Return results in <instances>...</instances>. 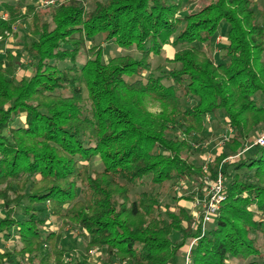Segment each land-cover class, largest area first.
<instances>
[{"label": "trees", "instance_id": "trees-1", "mask_svg": "<svg viewBox=\"0 0 264 264\" xmlns=\"http://www.w3.org/2000/svg\"><path fill=\"white\" fill-rule=\"evenodd\" d=\"M193 1L95 0L87 8L84 0H55L47 13L30 4L24 10L1 5L7 18L0 14V40L18 22L25 24L33 41L23 51L33 73L14 83L7 72L12 55L8 65L0 59V199L7 208L0 235L14 233L20 245L0 248V264H20L28 256L37 264H66L59 232L67 226L86 231L88 248L102 250L109 261L176 264L188 240L199 237L200 225L187 231L192 218L186 209L163 210V187L175 179H214L219 171L229 178L225 200L191 249L189 264L261 259L254 237L264 243V147L234 164L237 171L247 170L242 178L230 174L223 154L206 171L196 166L187 157V139L202 136L206 117L218 112L228 121L232 154L264 128V105L258 103H264V24L254 0H210L182 15ZM222 21L229 29L217 63L192 45L210 46ZM96 37L134 47L139 57L104 62L101 46L88 47ZM181 45L187 48L165 59L178 67L155 76L162 69H152V58ZM82 54L85 62L79 64ZM65 63L70 65L60 68ZM179 93L196 103L181 108ZM148 100L158 104V113L149 111ZM20 117L23 125L11 126ZM94 158L102 171L90 169ZM28 179V193L21 194ZM142 187L149 190L132 199L131 188ZM10 192L18 194L9 200ZM24 200L13 218L12 205ZM41 204L61 221L59 232L42 231L43 210L36 208ZM174 233L178 241L171 239ZM45 244L48 254L42 253Z\"/></svg>", "mask_w": 264, "mask_h": 264}, {"label": "rangeland", "instance_id": "rangeland-1", "mask_svg": "<svg viewBox=\"0 0 264 264\" xmlns=\"http://www.w3.org/2000/svg\"><path fill=\"white\" fill-rule=\"evenodd\" d=\"M45 1H51L48 5ZM95 0H84V4L87 8H91V5ZM102 2H107L108 0H99ZM168 1V0H167ZM255 6L258 13V20L260 23L264 24V0H254ZM10 4L12 6L19 5L20 10H24L26 5H35L42 7V11L48 12V8L54 6L55 0H0V14L3 15V18H7V15H4L2 4ZM210 3V0H194L190 5H186L183 8L182 15L193 14L200 11L203 7L207 6ZM262 13V14H261ZM229 26L227 23L222 21L219 26L215 36L211 40L210 46H202L201 44L195 43L192 46L198 50L204 51L208 55H213L215 62L221 60V55L224 53V47L227 44V32ZM12 34H7L6 38L0 40V59L4 62L5 65H8L6 62L7 54L12 55V61L7 69L9 77L17 83L23 78H29L32 75L31 63L28 56L24 53V46H29L33 41V38L29 36L27 26L23 23L18 22L12 27ZM92 45H98L103 48L104 56L103 61L108 62L110 59L121 56H131L132 58H138L139 54L134 47L129 49L118 48L112 44H107L104 42L102 37H96L93 41H88V47ZM187 48V45H181L177 47L167 46L163 49L162 53L158 57H154L151 60L152 69L157 67L162 69V72H155V76L163 75L167 71L178 67V65L170 64L165 61L166 58L172 59L175 53L179 50ZM85 62L84 55H81V58L78 59V63L82 64ZM70 64L65 63L60 66V68L68 67ZM165 84H168L166 81ZM180 107L186 108L191 107L196 103V100H192L189 97H184L180 94ZM259 105L263 106L264 103L259 101ZM147 106L150 112L158 113L160 111L157 103L147 101ZM24 118H15L11 123V126L18 127L23 125ZM205 128L206 132L202 136L198 137H188V142L191 147V152L187 157L196 165L202 168L207 167L208 163L211 160L216 159L217 156L221 154L226 155V158L232 157V160L225 161L223 163L229 165L230 174L238 173L242 178H247V170L237 171L234 169L235 163L239 159H244L252 157L256 152L257 145H254L256 139L264 133V128L259 126L251 133V138L246 144L245 148L236 154H232L227 148V138L231 134V130L228 125V121L222 114L219 112L214 115H209L205 119ZM179 139H183L181 134H177ZM235 164V165H234ZM89 167L92 171L100 172L102 171V165L98 158H94ZM207 179H210L208 176L203 178H185V179H175L173 181L167 182L161 192L160 201L163 210H169L171 212L177 211L178 208L182 207L186 209L191 215V222L185 224L184 227L187 231H194L198 225V212L200 206L198 207V202L203 199L204 196V183ZM40 177L34 178V181H39ZM211 180V179H210ZM24 181V180H23ZM28 183L21 194L28 193L30 188L31 180L28 179ZM33 182V181H32ZM225 182H229V178H225ZM24 187V186H23ZM3 188V187H2ZM16 188V187H15ZM149 190L148 187L142 188H131V197L134 199V194L140 193L143 191ZM17 192L19 193V188L17 187ZM9 193V200L15 198L18 193ZM16 194V195H14ZM26 204V200L22 202L21 205H12V217L18 218L21 214V207ZM37 209L43 210L40 214V218L44 219V225L42 231L46 234L47 232H59L61 228V221L48 213V205L41 204L36 206ZM7 212V208L4 207L3 200L0 199V220H2ZM60 227V228H59ZM212 227V223L207 225V230ZM62 236L60 246L64 249V262L66 264H74L76 261L85 260L86 264H122L117 261H109L106 258L102 250L96 248H88L90 238L86 231L79 230L78 228L73 227H62L59 232ZM256 244L262 254L261 259H249L248 261H242L239 259L230 258L228 264H247L251 261H256L258 264H264V243L260 235L254 237ZM173 241L179 240V235L174 233L171 237ZM195 239V238H193ZM193 239L188 240L185 246L179 251L176 264H184L187 256V248ZM20 245L17 242V237L14 233H10V236L4 237L0 235V248L1 251H11L14 248H19ZM43 254L50 253V247L45 244L42 248ZM20 264H37L38 259L35 257H25V259L20 260Z\"/></svg>", "mask_w": 264, "mask_h": 264}, {"label": "built area", "instance_id": "built-area-1", "mask_svg": "<svg viewBox=\"0 0 264 264\" xmlns=\"http://www.w3.org/2000/svg\"><path fill=\"white\" fill-rule=\"evenodd\" d=\"M48 5L51 1H45ZM254 145L259 147H264V133L259 136ZM232 157L226 158L225 161L232 160ZM205 171L207 170L206 167L203 168ZM225 188L226 182L224 175L219 171L217 172L214 179H207L204 183V196L201 201L198 202V206H200V210L198 215L197 222L200 225V235L199 237L193 239V241L189 244L187 248V256L186 261L184 264L190 263V253L193 246L196 244L197 240L203 237L207 231V225L212 223L219 212L220 206L222 202L225 200ZM197 225V226H198Z\"/></svg>", "mask_w": 264, "mask_h": 264}, {"label": "crops", "instance_id": "crops-1", "mask_svg": "<svg viewBox=\"0 0 264 264\" xmlns=\"http://www.w3.org/2000/svg\"><path fill=\"white\" fill-rule=\"evenodd\" d=\"M199 207V206H198Z\"/></svg>", "mask_w": 264, "mask_h": 264}]
</instances>
